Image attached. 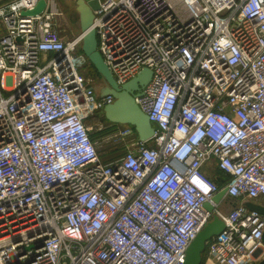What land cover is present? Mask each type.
<instances>
[{
    "label": "built area",
    "instance_id": "obj_1",
    "mask_svg": "<svg viewBox=\"0 0 264 264\" xmlns=\"http://www.w3.org/2000/svg\"><path fill=\"white\" fill-rule=\"evenodd\" d=\"M62 16L54 0L0 6V264H182L213 216L204 264L261 260L264 216L244 203L264 205V0H99L116 84L152 73L134 99L146 142L129 126L91 139L114 99L82 75V34L63 39ZM107 141L122 155L103 158Z\"/></svg>",
    "mask_w": 264,
    "mask_h": 264
},
{
    "label": "water",
    "instance_id": "obj_2",
    "mask_svg": "<svg viewBox=\"0 0 264 264\" xmlns=\"http://www.w3.org/2000/svg\"><path fill=\"white\" fill-rule=\"evenodd\" d=\"M74 12L77 15L79 32L82 34L81 52L87 58L90 65L102 81V86L95 89L99 97L111 96L114 101L103 108L104 120L112 125L129 126L133 128L137 139L146 142L153 137L154 129L148 117L141 112L135 103V97L141 95L143 89L149 83L152 73L148 69H142L128 82L117 85L108 67L104 63L97 50V40L93 28L94 12L99 7V0H75ZM45 8V2L39 1L32 10L22 11L21 17L39 15ZM225 190H221L213 196L211 203L204 204L208 212L213 210V204L219 202L224 196ZM246 209L264 216V205L245 202ZM223 222L213 216L188 245L182 264H201L206 243L219 235L223 230ZM264 244V232L262 234ZM255 264H264V257Z\"/></svg>",
    "mask_w": 264,
    "mask_h": 264
},
{
    "label": "rangeland",
    "instance_id": "obj_3",
    "mask_svg": "<svg viewBox=\"0 0 264 264\" xmlns=\"http://www.w3.org/2000/svg\"><path fill=\"white\" fill-rule=\"evenodd\" d=\"M71 12H73V11H71ZM69 14H72V13H69ZM65 15L68 16V14H65ZM59 23H60V26L58 27V30H60V33H61L62 37H64V39L71 38V37L75 36L77 33H79L78 20H77L76 16H74V19L70 22H68V20H61ZM62 30H64V32ZM66 32H67V34H66ZM81 73L84 77L91 79V81H92L91 84L93 85V87L95 89L102 86L101 79L98 77L96 72L91 67L83 69L81 71ZM93 123H95L97 126L101 125L103 128L106 125V122L104 119L100 120V121H99V119L92 120L89 124H93ZM116 126H117V128L123 127V126H118V125H116ZM91 135H93V133ZM94 137H96V134H94ZM101 149H102L101 153H103V155H102L103 158L110 156V157H113V159H116L122 155V151H120L122 148L120 147V145L114 144L111 141L103 142L101 144ZM206 171H207L206 169L203 170V172L205 174L209 175V177L211 179H214V177H216V172H217L216 169L210 170L209 172H206ZM220 209L222 211H224L223 205H220Z\"/></svg>",
    "mask_w": 264,
    "mask_h": 264
},
{
    "label": "crops",
    "instance_id": "obj_4",
    "mask_svg": "<svg viewBox=\"0 0 264 264\" xmlns=\"http://www.w3.org/2000/svg\"><path fill=\"white\" fill-rule=\"evenodd\" d=\"M11 0H0V6L2 5H5L7 4L8 2H10ZM56 2V5L58 7V9L62 12L63 16H62V19L63 20H68V22L72 21L74 19V16L77 17L76 13L74 12V3H75V0H54ZM73 11V12H71ZM67 12V13H66ZM69 13H72V14H69ZM65 14H68V16H66ZM80 33V32H79ZM78 34V33H77ZM63 38V37H62ZM64 39V38H63ZM96 92V91H95ZM97 93V92H96ZM98 95V94H97ZM93 134H96L98 136V133H93ZM106 135V134H105ZM91 139L92 140H96L98 139V137H92L91 136ZM207 171L206 172H209L208 169H206ZM221 173V172H220ZM221 175L227 179V177L221 173ZM231 207H233V203H230V202H227L226 203V206H225V210L227 209H230ZM204 264V262H203ZM208 264V263H206Z\"/></svg>",
    "mask_w": 264,
    "mask_h": 264
},
{
    "label": "trees",
    "instance_id": "obj_5",
    "mask_svg": "<svg viewBox=\"0 0 264 264\" xmlns=\"http://www.w3.org/2000/svg\"><path fill=\"white\" fill-rule=\"evenodd\" d=\"M93 69V68H92ZM94 70V69H93ZM114 129H116V125H112V124H110V126L109 127H107L105 130H103V131H101V132H99L98 133V136L96 135V137H102L103 135H107V134H109L111 131H113ZM94 137V134L93 135H90V137ZM120 151H123V148L120 150ZM109 158L110 159H113V157H110L109 156ZM211 180H213V181H215L217 184H218V186L219 187H222L223 186V184H224V181L226 180L222 175H221V173L220 172H216V177H214V179H211ZM203 255H204V253H203ZM201 264H203V256H202V262H201Z\"/></svg>",
    "mask_w": 264,
    "mask_h": 264
}]
</instances>
